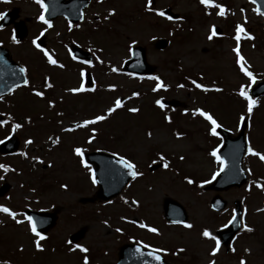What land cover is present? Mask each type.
<instances>
[{"label": "rangeland", "instance_id": "obj_1", "mask_svg": "<svg viewBox=\"0 0 264 264\" xmlns=\"http://www.w3.org/2000/svg\"><path fill=\"white\" fill-rule=\"evenodd\" d=\"M215 5L224 7V15L218 14ZM13 7L19 8L27 35L15 42L10 39L12 27L7 26L0 29V41L26 69L29 84L0 102V113L5 120L10 119L0 126V136L16 133L20 139L16 154L0 156V165L5 166L0 168V184L2 178L11 184L7 196L0 198V205L14 212L15 208L51 211L57 207L59 213L54 227L40 241L41 249L35 252L30 242L37 237L26 233L23 215L15 212L16 219L23 221L17 224L0 212V250L6 247L15 252L18 245L22 246L20 254L15 252L20 258L16 264H84L87 255L88 264H114L118 247L132 241L163 249L174 264H239L241 259L246 264H264V161L247 153L251 146L264 154V95L253 98L257 103L250 115L247 102L238 95L241 85L249 92L264 78V29L254 5L248 0H215L211 5L201 4L200 0H152L151 5L148 0H93L81 29L71 31L61 19L51 28L45 27L37 19L40 6L31 0L0 1V13ZM159 11L165 16L158 15ZM168 16L174 17L169 20ZM237 25L244 29L239 41ZM213 26L222 32L209 39ZM41 32L45 50L65 64L63 68L48 63L32 43ZM157 37L169 40L161 51L152 47ZM70 42L92 53L91 66L68 61ZM133 45L146 47L147 59L157 67L153 75L135 77L121 71ZM237 48L245 67L256 78L254 83L236 63L233 49ZM81 68L91 73L95 84L92 93L68 91L80 86ZM151 77H158L166 87L153 91L158 81ZM192 81L210 90L196 88ZM33 88L43 96H31ZM133 92L138 95L133 96ZM117 98L122 107L109 114L107 109L114 108ZM157 100L174 105L161 108ZM130 108L138 111L130 112ZM197 108L209 112L233 135L238 133L239 117L243 114L247 118L242 156L247 180L239 187L219 192L227 200L220 212L210 208L215 191L204 189L208 183L203 182L213 180V173L220 169L219 161L210 153L222 140L219 135L209 134L208 121L199 114L192 115ZM160 111H167L169 119ZM97 115H105L106 119L76 127ZM14 124L21 127L13 131ZM29 140L31 143H26ZM77 147L123 156L141 175L108 201L80 203L81 197L93 195L97 185L92 182V170L75 154ZM188 179L193 183L189 184ZM165 197L183 206L186 222L165 220ZM235 201L241 204L243 223L253 231L244 230L241 222L230 251L225 252L220 244L217 253L211 255L215 241L203 237L202 232L208 229L216 236L215 230L227 225L232 217ZM151 227L158 231H149ZM77 244L87 252H81Z\"/></svg>", "mask_w": 264, "mask_h": 264}, {"label": "water", "instance_id": "obj_2", "mask_svg": "<svg viewBox=\"0 0 264 264\" xmlns=\"http://www.w3.org/2000/svg\"><path fill=\"white\" fill-rule=\"evenodd\" d=\"M255 4L259 11L264 12V0H255ZM82 7L83 6H77V11ZM47 8L50 18L58 14H67L65 6H47ZM14 12H16V10L7 13L0 22V25L9 24L15 17ZM15 26L17 31L16 39H22L25 35V28L19 23H16ZM215 31L220 33L218 28H215ZM167 44L168 40L165 38H159L153 42V46L160 50L164 49ZM72 51L77 56L89 58L86 53L81 52L77 47H73ZM19 68L21 67L9 59L7 50L0 47V96L8 93L10 88L13 89L23 84V79H26V77L24 73H19ZM123 70L137 74H151L155 70V66L147 62L145 48L142 46H135L132 48L131 57L124 63ZM251 93L254 96L264 94V80L253 88ZM245 127L246 121L241 125L240 131L236 136H231L227 130L221 127L218 128V132L223 139L222 146L218 153L224 162V168L220 171L214 182L209 185V189L224 190L232 186L238 187L246 180V174L241 164V156L245 149ZM17 146V139L11 137L0 145V152H12L16 150ZM86 159L93 164L98 189L93 197L81 198V202H93L96 199L108 200L117 195L131 178V176L127 174L128 170L125 169L122 164L117 163L118 159L110 154L91 152L86 154ZM6 188L7 186L0 189V195L4 193V189ZM235 204V216L237 219L233 221L232 224H229L227 228L217 231L222 243L225 245H227L234 233L239 229L240 209L238 203L236 202ZM225 205L226 201L218 194L211 199V206L215 210H220ZM163 211L165 218L169 221H185L187 219L184 208L171 198L164 199ZM27 215L34 218L37 223V230L41 233L47 232L48 229L53 226L56 219L55 213L49 212L28 211ZM137 249L140 251L137 252ZM149 252L150 251L135 244H124L119 249L116 264H168L160 254L154 253V255H159L161 257L159 261H156L153 256L148 255Z\"/></svg>", "mask_w": 264, "mask_h": 264}, {"label": "snow or ice", "instance_id": "obj_3", "mask_svg": "<svg viewBox=\"0 0 264 264\" xmlns=\"http://www.w3.org/2000/svg\"><path fill=\"white\" fill-rule=\"evenodd\" d=\"M4 2H7V0H4ZM35 3L38 4L40 6V8L42 10H46L47 9V5L44 3V0H35ZM152 3V0H148V5H151ZM200 3L201 4H204V5H211L212 4V0H200ZM253 3H255V0H253ZM216 7L219 8V15H224L225 13V9L223 6L221 5H215ZM149 10H152L151 8H149ZM257 11H259V9H257ZM110 15L112 14L111 12L109 13ZM261 15H264V12H261L260 13ZM158 15L160 16H165V13L163 11H159L158 12ZM4 14L3 13H0V18H3ZM38 19L40 21H42L44 24L47 25L48 28H51L53 25L51 23L50 20L46 19L45 18V14H44V11H41ZM167 19L171 20L173 19V17L171 16H168ZM244 31V29L240 26V25H237L236 26V39L237 41H239L240 39V36H241V33ZM41 36L44 35V32H41L40 34ZM216 35V32H215V29L213 28V31H212V35L209 36V39L212 38V36ZM249 39H251V37H248ZM13 40L15 41V37H13ZM37 40H39V37H37L36 39H34L32 41V43L38 48L40 49V51L47 57V60H48V63L50 64H57V61L55 59H53V57L51 55H49L48 51L45 50L44 48H41L40 44L37 43ZM135 43V42H133ZM233 51L235 52L236 56H237V60H236V63L240 66V71L246 76L248 77V79L250 81H252L253 83L255 82V76L253 75V73L249 70H247V68L245 67V64H244V57L240 54V51L239 49H233ZM75 59V57H73ZM84 64H87L89 66H91L92 64V61L91 60H84L83 61ZM61 67H63V65H61ZM26 69L24 67H21L19 68V73L23 74L25 73ZM112 71H116L115 68L112 69ZM80 76L82 78V81L80 83V86L79 87H76V88H72V89H69L68 91L70 92H73V93H80V92H85V91H92L93 89L92 88H85V85H84V82H83V78L85 77V72L83 70H81L80 72ZM151 79H154V80H157V84H156V88L153 89V91H155L156 89H159L161 87H166L165 85H163L161 82H159V78L158 77H151ZM192 83L195 85L196 88H202L204 91H209L210 89H208L207 87L199 84V83H196V81H192ZM23 84L24 85H28L29 84V81L27 79H23ZM46 87H51V84H47L45 85ZM183 85H179L178 87H182ZM110 87H114V86H110ZM247 87H251V84L247 85ZM12 89L10 88L9 91H11ZM215 91L219 92L221 91V89L219 88H216L214 89ZM35 95L36 96H43V93L42 92H35ZM133 96H137L138 93L136 92H133L132 93ZM238 95L242 98H244V100L247 102V108H246V111L247 113L250 115L253 111V108L254 106L256 105L257 101L254 100L250 95H249V92L246 90V86L245 85H241L240 86V90L238 92ZM51 101L49 102L50 106H51ZM158 106H160L161 108H164L165 105L161 102V100H157L155 102ZM122 107V101L120 98H117L115 101H114V108L113 107H110L107 109V112L109 114H111L115 109H118ZM130 112H137L138 109L136 108H130L129 109ZM187 111V110H186ZM199 114L201 117H203L206 121L209 122L210 124V128H209V134L211 136H217L219 135L217 129L221 127V125L217 122V120L207 111H203L202 109H195L193 112H192V115L195 116ZM106 119V116L105 115H97L95 116L93 119H90V120H84L82 124H77L76 127L77 128H80V127H85V126H88V125H93V124H96L97 122H100V121H103ZM166 120L169 119V117H165ZM240 121H245V116L242 114L240 117H239ZM5 121H0V125L4 124ZM21 125L20 124H14L12 125V129L13 131L15 129H18L20 128ZM68 131H71L72 129H67ZM95 131V129H93V132ZM149 135H151V133H149ZM179 133H177V136L179 137ZM93 137H89V140H91ZM53 143H56L57 141L53 140L52 141ZM26 143H31V140L27 141ZM74 152L77 156H83V152H82V149L77 147L74 149ZM247 153L248 154H251L253 156H257L261 161H264V154H261L260 152L258 151H255L251 146H249L247 148ZM23 155V153H22ZM211 156L215 157L217 161H219L220 163V171L223 170L224 168V162L223 160L218 156L217 154V150L216 149H213L210 153ZM161 161H163V157L161 156ZM181 159H183V157H181ZM81 163L84 164L85 167H88L89 168V171H91V168L85 164L84 160L81 159ZM117 163L119 164H122V166L128 170L127 174L133 178H136L138 176L141 175L140 172L136 171L135 170V165L133 163H131L129 160L125 159V157L123 156H120ZM168 165L165 163L164 164V167H167ZM5 166L3 165H0V168H3ZM5 170H7L5 168ZM219 173H213V179H215V177L218 175ZM93 183H96V180L95 178H93ZM189 184H192L193 181L191 179H188L187 181ZM203 183H209V181H204ZM258 188L261 187V185L259 183H257L256 185ZM61 187H66L65 185H62ZM133 203H136V201H133ZM0 212L2 213H6L8 216H10L17 224H20L22 223L23 221L21 220H18L16 219V216H17V213L11 211L8 207L6 206H3V205H0ZM237 219V217L235 215H233L232 219L228 221V224H232L233 221H235ZM25 220L28 222V224L30 225V230L32 233L35 234V236L37 237V240L35 242V246L37 249H41V244H40V241L41 240H44L45 239V236L41 234L40 231L37 230V223L36 221L34 220V218L32 216H25ZM174 223H176L177 221H173ZM241 222H242V226L244 228V230L248 231V232H251L253 231V229L251 227H249L246 223H243V219L241 218ZM228 225H225V227H227ZM140 227H145L144 224H140ZM184 227H192L191 224H184ZM117 231H120V229H117ZM149 231L151 232H157L158 230L154 227H151L149 228ZM202 236L205 237V238H211L212 240L215 241V247H213L211 249V255H215L217 253V251L219 250L220 248V240L216 237V236H213L208 229H205L203 232H202ZM76 248H79V250L81 252H87V249L82 247L81 245H75ZM145 247H148L147 245H145ZM233 251H235L234 249H232ZM140 250L137 249V252H139ZM161 251H164L163 249H154L153 251H150L148 253L149 256H153V258L156 260V261H159L161 259V257L159 255H154V253H158V252H161ZM182 251V250H181ZM245 251H248L247 249H245ZM142 254V253H141ZM84 264H88V261H87V257H85V260H84ZM209 264H214L213 261H210ZM239 264H246V262L241 259Z\"/></svg>", "mask_w": 264, "mask_h": 264}, {"label": "flooded vegetation", "instance_id": "obj_4", "mask_svg": "<svg viewBox=\"0 0 264 264\" xmlns=\"http://www.w3.org/2000/svg\"><path fill=\"white\" fill-rule=\"evenodd\" d=\"M5 197V196H4ZM2 197V198H4ZM16 225V224H15ZM16 232V230H14ZM14 243V242H13ZM20 243V242H19ZM19 246V245H18ZM18 246L16 251H18V253L20 254V251L18 250ZM15 251V252H16ZM14 251H12L11 249H8L6 247H3L0 250V262L4 263V264H15V262L19 261L20 258L16 256Z\"/></svg>", "mask_w": 264, "mask_h": 264}]
</instances>
